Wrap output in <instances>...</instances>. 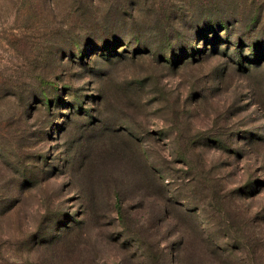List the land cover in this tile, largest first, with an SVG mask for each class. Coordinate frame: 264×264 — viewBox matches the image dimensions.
Here are the masks:
<instances>
[{"label": "rangeland", "instance_id": "374dc122", "mask_svg": "<svg viewBox=\"0 0 264 264\" xmlns=\"http://www.w3.org/2000/svg\"><path fill=\"white\" fill-rule=\"evenodd\" d=\"M140 234L264 264V0H0V264H141Z\"/></svg>", "mask_w": 264, "mask_h": 264}, {"label": "trees", "instance_id": "16d2710c", "mask_svg": "<svg viewBox=\"0 0 264 264\" xmlns=\"http://www.w3.org/2000/svg\"><path fill=\"white\" fill-rule=\"evenodd\" d=\"M154 179H156V178H154ZM152 183H153V181H152ZM122 194L123 193H121V191L117 189V191L115 193V199L118 202H120L123 199ZM85 197H86L88 209L93 210L94 206H97L96 205L97 204V195L95 193H87L85 195ZM118 212H119L120 222L124 226L123 228L124 229L126 228V230H128L130 227H129L127 220H126V217L123 213L122 207ZM150 215L152 218L157 219L158 221L161 222V224L159 225L160 228H163V223L166 220H168V218H169L167 211H164V210H158L156 213H150ZM76 226H80V221H76L72 225H69V226L66 225V226L58 229L59 232L57 233L56 237H54L55 240L58 241V244H61L62 242L72 241L76 237V233H77ZM140 235L141 236L138 237L140 248H138L134 252V254L138 257L140 255H142L143 259H141L142 257L139 258L141 260V264H157L158 263V256H162L163 252H164L162 250V247L159 245V243H156L154 247L151 246V244L149 243V241L146 237V234H140ZM159 236L162 239L167 240L166 238L162 237L161 234H159ZM119 237L126 238L127 240H129L128 239L129 234L126 235L124 233H121V235ZM124 243H126V241ZM177 259H179L178 261L180 262V255H178ZM164 262L167 264L165 259H164ZM128 264H131V263H128ZM181 264H184V263L181 262Z\"/></svg>", "mask_w": 264, "mask_h": 264}]
</instances>
